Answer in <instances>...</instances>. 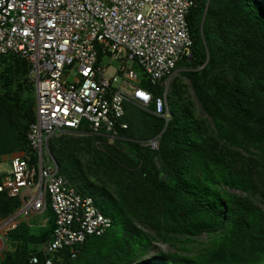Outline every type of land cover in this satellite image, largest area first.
Masks as SVG:
<instances>
[{"label":"trees","instance_id":"trees-1","mask_svg":"<svg viewBox=\"0 0 264 264\" xmlns=\"http://www.w3.org/2000/svg\"><path fill=\"white\" fill-rule=\"evenodd\" d=\"M222 4L229 18L243 19L254 40L264 42V0H195L188 11L192 55L182 58L178 65L198 68L184 74L212 121L215 138H209L204 125L185 104L173 102L172 117L165 123L164 118L151 112L152 108L148 114L133 111L131 107L136 106L126 103L124 121L128 128L117 130V135L124 138L132 126L128 134L133 139L159 134L158 148L148 151L159 157L162 167L158 170L153 158L142 153L141 168L147 166L149 174L162 171L169 179L154 182L156 194L139 199L135 205H127L88 177L82 179L80 191L73 185L82 194L92 195L113 223L103 235L88 236L75 258L64 257L54 264H264V208L257 203L264 205V62L261 64L257 55L254 60L243 57L240 62L234 61L236 38L226 34V23L220 16L223 11L219 10ZM224 65L234 68L232 84L222 81V74L215 71ZM202 79H207V84ZM144 83L149 85L147 79ZM144 83L141 85L145 87ZM22 104L19 88L7 92L0 88V114L6 115L5 122L15 132L16 141L29 152L26 133L34 114L31 107ZM210 140L225 144L229 151L242 150L250 157L244 156L240 162L231 160L218 147H211ZM18 205L17 198L0 194V213L10 214ZM46 216L48 225L39 226L44 227L38 238L42 243L55 227L50 209ZM135 221L152 233L140 229ZM30 228L21 222L9 234L22 236ZM202 235L206 240L196 245V238ZM158 240L173 251L157 249L150 255ZM42 252V248L23 251L18 263L28 264L34 254L43 258ZM9 260L14 262L12 257Z\"/></svg>","mask_w":264,"mask_h":264},{"label":"built area","instance_id":"built-area-1","mask_svg":"<svg viewBox=\"0 0 264 264\" xmlns=\"http://www.w3.org/2000/svg\"><path fill=\"white\" fill-rule=\"evenodd\" d=\"M193 6L195 0H0V55L28 64L35 101L29 152L13 156L0 180V194L19 203L0 220L1 250L10 231L21 222L31 226L29 219L48 209L55 227L42 247L44 257L31 255L28 264L73 259L88 236L112 226L94 199L60 173L47 144L65 130L113 143L120 139L117 130L128 128L126 103L165 117L164 95L142 86V78L150 87H164L179 61L191 57L186 15ZM107 53L124 60L120 74H107ZM149 145L157 149L158 137Z\"/></svg>","mask_w":264,"mask_h":264},{"label":"rangeland","instance_id":"rangeland-1","mask_svg":"<svg viewBox=\"0 0 264 264\" xmlns=\"http://www.w3.org/2000/svg\"><path fill=\"white\" fill-rule=\"evenodd\" d=\"M201 1L202 0H197V3ZM205 1L207 2L208 0ZM223 6L224 4L219 5L220 11H223ZM220 16L222 22L226 23V34L232 38H236L237 55L234 56V61L240 62V59L243 57L254 60V57L257 55V60L263 64L264 42H260L256 39L254 40L256 37L246 30L247 25L243 19L239 21L233 18L231 19V17L229 18L227 16V12L225 11H223ZM257 37L259 38L260 36ZM102 64L107 67L108 75H114L115 73L120 74L126 66L124 60L114 58L108 53L102 58ZM133 68L138 73H141L138 66L133 64ZM197 69L198 68H193L184 63L179 64L175 70L174 76L166 81L164 87H161V90H159V86H156L155 88H151V91H159L161 92L160 94L164 95L167 111L165 117H161L165 119V123L170 121L172 117L171 104L173 102L176 104L182 103V105L185 104L193 110L195 117L204 125L205 132L209 134V138H215L212 121L203 111L201 104L194 94L190 81L184 74L186 71H197ZM215 71L222 74V81L230 84L233 83L235 71L232 66L224 65L218 67ZM145 80L146 78L143 77V83ZM202 80L207 84V79ZM144 84L147 89H150L148 83ZM15 87L16 89L19 88L20 94L23 95L24 105H22L25 108L27 106L31 107L34 102V91L30 80L28 64L13 55H0L1 91L7 92ZM209 90L213 92L212 88ZM131 109L133 111H138L139 109L141 112L151 113L139 107L132 106ZM0 116V154L11 150H21L24 152L25 150H23L18 141H16L15 132L9 128L8 124L5 122L6 118L4 116L6 115L0 114ZM132 129L133 126L126 132L124 138L120 137V139H118L120 141L123 140L122 142L114 140L113 143H108L106 139L97 138L87 131L75 132L65 130L49 140L46 153L50 156V159H52L51 161L58 166L60 173L64 175L72 185L76 186L78 190L79 186L83 185L82 179L88 177L94 185L104 186L110 189L116 197L126 202L127 205H135V202H138L139 199H144L146 197L149 199L151 195H155L154 182L160 178H166L167 176L162 171L159 174H156V171L155 173L152 171L149 174L147 173V166L144 167L145 169L141 168L144 164L143 155L148 158H153L158 170L162 167V161L159 160V157L156 155L154 156L148 151V149L150 150V140L156 136L160 137V135L157 134L154 137L146 139H133L130 138L128 134ZM17 140L19 139L17 138ZM125 140H127L126 143L124 142ZM209 145L211 147H218L224 154L231 157V160L237 162L242 161L244 156L250 157L239 149L229 151L227 146L221 142L213 143V141L210 140ZM126 146L127 148H125ZM142 153L144 154L142 155ZM9 170L10 160L0 158V176ZM146 178L149 179V185L148 179ZM167 179L169 178L167 177ZM230 191L241 194L236 190ZM89 196L94 198L92 195ZM257 203L264 208V205L259 202ZM7 215L8 213H0V220ZM46 218L47 216L44 214L32 216L29 219L32 226L25 235L17 236L15 233H8L5 240V248L3 251L0 250V252H2L0 255L2 254L3 256V253L7 252L9 256L11 255L10 257L14 258L12 264H19L23 251L42 248L44 243H42L41 240L38 241V238H40L42 228L47 226L46 223H48V221L46 222ZM40 223H44V225H42L44 227H39L41 226ZM135 224L145 232L152 233L143 223L135 221ZM205 240V235L197 237L196 245L201 244ZM35 244H37V247ZM154 246L155 249L149 251L150 255L154 254L157 249L162 251H173L167 243L160 240L155 241ZM4 264L11 263L5 260Z\"/></svg>","mask_w":264,"mask_h":264},{"label":"crops","instance_id":"crops-1","mask_svg":"<svg viewBox=\"0 0 264 264\" xmlns=\"http://www.w3.org/2000/svg\"><path fill=\"white\" fill-rule=\"evenodd\" d=\"M34 111H35V101L33 102L32 106H31V112L34 114ZM25 152V151H24ZM23 151L21 150H11L9 152H4V153H1L0 154V158H5L6 160H10L13 156L15 155H21L24 153ZM3 175V174H2ZM1 178V176H0ZM32 226V225H31ZM1 250V249H0ZM3 251V250H2ZM2 253V252H0ZM11 256V255H10ZM9 254L7 252H4L3 253V256L2 254L0 255V264H4L5 260H7V262L9 263L10 260L8 261V259L10 258ZM6 257V258H5ZM11 263V262H10Z\"/></svg>","mask_w":264,"mask_h":264}]
</instances>
